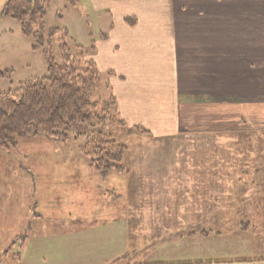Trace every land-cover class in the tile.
Segmentation results:
<instances>
[{"label": "crops", "instance_id": "1", "mask_svg": "<svg viewBox=\"0 0 264 264\" xmlns=\"http://www.w3.org/2000/svg\"><path fill=\"white\" fill-rule=\"evenodd\" d=\"M89 3L110 18L108 29L98 31L94 60L101 72L114 73L117 115L128 134L141 126L156 139L190 133L219 137L256 126L250 119L264 110V0ZM129 86L131 92L147 89V98L128 95ZM193 163L192 172L178 175L179 186L146 190L153 179L137 177L146 184L131 183L135 189L120 192L125 203L113 215L84 208L72 219L68 242L81 252L68 251L61 264L108 261L90 255V241L108 246L110 259L124 258L125 264H264L258 262L264 260V203L249 205L254 199L235 190L243 157H197Z\"/></svg>", "mask_w": 264, "mask_h": 264}, {"label": "rangeland", "instance_id": "2", "mask_svg": "<svg viewBox=\"0 0 264 264\" xmlns=\"http://www.w3.org/2000/svg\"><path fill=\"white\" fill-rule=\"evenodd\" d=\"M7 1L0 0V11ZM109 23L107 14L92 11L89 0H52L46 10L42 32L44 35L52 33L51 56L61 65L63 56L60 46L67 47L66 50L76 59L81 57L87 61L92 48L95 49L98 31H106ZM31 44V39L21 33L15 20H0V92L14 91L21 82L47 75L41 51L32 50ZM94 56L92 59L95 63ZM95 66L99 78L91 100L114 99L113 112L117 114L115 93L111 85L114 73L112 70L101 72L96 63ZM126 93L140 101L147 98L148 90L137 89L131 92L129 86ZM135 107L138 110L140 106ZM256 112L251 111L253 114ZM262 114L264 110L259 117H255L256 120L251 117V122H255L256 126L250 130H234L219 137L207 133H190L156 139L153 133L139 136L127 132L118 139L126 145L125 157L120 162V166L124 167L123 173L112 170L104 174L90 167L91 157L85 155L81 148L91 139L86 133L92 134L95 129L85 125H75L64 141L37 135L16 138V145L8 149L0 147V264H47L51 260H54V264L65 263L69 257L68 251L81 252L80 246L68 242L72 239L71 225L75 224L72 219L81 216L84 208L94 215H113L125 203L117 197L120 192H124L127 187H143L146 184L145 180L138 181L137 177L148 176L153 179L150 185L146 184V190L165 188L175 183L179 186L181 178L178 175L181 171L192 172L195 166L193 161L197 157H243L245 169L240 179L234 182L237 185L235 190L242 198L249 196L254 199L249 205L259 203L262 206ZM132 118L143 120L146 117L132 115ZM165 176L163 181L161 177ZM260 211L262 213V209ZM239 215H242L241 212ZM60 230H66L65 234H60ZM23 239L26 241L24 249L20 246ZM94 242L90 241V255L99 257L100 261L102 257L108 260L102 264H125L124 258L110 259L112 256L108 246L101 249L94 246ZM142 258L139 262H142Z\"/></svg>", "mask_w": 264, "mask_h": 264}, {"label": "trees", "instance_id": "3", "mask_svg": "<svg viewBox=\"0 0 264 264\" xmlns=\"http://www.w3.org/2000/svg\"><path fill=\"white\" fill-rule=\"evenodd\" d=\"M51 2L8 0L0 11V20L13 19L19 24L21 33L32 41L31 49L41 51L47 66L46 76L21 82L14 91L0 92V147L8 149L16 145V138L37 135L64 141L75 125H85L95 129L92 134L86 133L91 139L81 148L91 157L90 167L104 174L112 170L123 173L120 162L125 157L126 145L118 139L127 133L125 123L113 112L114 99L91 100L99 78L92 59L95 49L83 61L72 56L67 47L60 46L63 61L61 65L54 61L50 51L52 33L42 32ZM134 21L126 19L129 26ZM133 131L139 136L149 134L141 126H134ZM24 244L23 239L20 241L23 249ZM258 262L264 263V260Z\"/></svg>", "mask_w": 264, "mask_h": 264}]
</instances>
